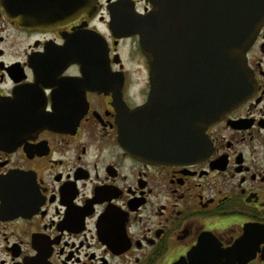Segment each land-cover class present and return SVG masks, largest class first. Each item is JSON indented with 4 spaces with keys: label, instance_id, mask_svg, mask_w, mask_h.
Listing matches in <instances>:
<instances>
[{
    "label": "flooded vegetation",
    "instance_id": "1",
    "mask_svg": "<svg viewBox=\"0 0 264 264\" xmlns=\"http://www.w3.org/2000/svg\"><path fill=\"white\" fill-rule=\"evenodd\" d=\"M114 1L50 27L45 8L56 15L60 0H0V100L21 109L0 134V264H264V19L246 51L248 95L199 136L188 128L194 156L161 162L124 146L120 110L194 122L197 91L178 78L173 99L164 84L153 92L123 23L153 6ZM20 10L42 25L8 14ZM93 30L105 43L85 56L96 66L86 87L70 39Z\"/></svg>",
    "mask_w": 264,
    "mask_h": 264
},
{
    "label": "water",
    "instance_id": "2",
    "mask_svg": "<svg viewBox=\"0 0 264 264\" xmlns=\"http://www.w3.org/2000/svg\"><path fill=\"white\" fill-rule=\"evenodd\" d=\"M120 1L115 0L113 4ZM149 2L153 7L146 14L134 21L126 18L123 23L129 29L126 34L138 35L139 48L148 60L154 83L153 92L158 93L164 84L167 87L166 98L173 99V82L179 78L182 83L191 84L194 93L197 91L198 110L201 113L194 122L173 121L175 113L167 121H147L148 104L132 109L126 106L119 114V136L132 155L142 159L175 162L194 156L192 145L187 142L186 132L189 127L199 136L203 127L216 122L226 113L227 108L238 104L248 95L252 76L248 71L246 51L264 19V1ZM55 10L59 12L56 15L45 8L44 17L47 24H52L50 27L56 26L54 24L57 22L65 25L74 17H93L97 11L96 0H60ZM50 12L53 13L52 16ZM30 13L26 15L20 10L8 14L21 23L28 21L36 26L42 25L43 17L30 18ZM91 32L89 35L83 31L76 32L78 37L70 39L74 49L72 52L78 56L75 61L86 62L82 66L86 87L94 85L90 72L96 66L85 56L90 50L98 51L97 47L92 46L105 43L98 30ZM196 38L200 43L196 42ZM182 96L183 103H191L190 93ZM204 107L206 111H203ZM166 109L174 112L176 106L173 101ZM20 112L18 99L15 97L0 100V134L6 128L17 125L16 117ZM135 116L138 118L133 121ZM182 128L184 130L180 131ZM198 139L196 138V142Z\"/></svg>",
    "mask_w": 264,
    "mask_h": 264
}]
</instances>
